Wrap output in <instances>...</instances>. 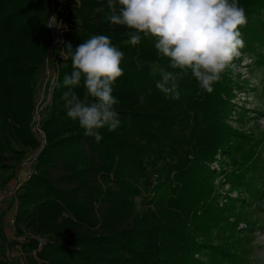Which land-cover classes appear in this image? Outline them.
<instances>
[{
  "label": "trees",
  "instance_id": "16d2710c",
  "mask_svg": "<svg viewBox=\"0 0 264 264\" xmlns=\"http://www.w3.org/2000/svg\"><path fill=\"white\" fill-rule=\"evenodd\" d=\"M239 5L247 18L241 51L264 48V0ZM57 14L69 27L64 50L106 35L123 52V75L112 92L121 123L115 132L101 129L96 142L66 115L63 79L73 67L70 58L62 60L42 116L46 142L36 173L12 201L26 264H251L264 213V138L227 124L237 70L222 73L210 93L188 70L172 99L156 82L161 70H181L170 68L154 37L140 33L139 44L129 43L134 30L106 20L107 0L67 1ZM52 16L53 0H0V170L20 167L42 147L31 126L54 41ZM257 58L262 67L264 53ZM72 90L83 97V79ZM221 154L225 180L245 193L222 208L210 168ZM138 198L149 203L140 213ZM216 230L218 246L210 242ZM196 255L209 259L200 263Z\"/></svg>",
  "mask_w": 264,
  "mask_h": 264
},
{
  "label": "clouds",
  "instance_id": "9594fccd",
  "mask_svg": "<svg viewBox=\"0 0 264 264\" xmlns=\"http://www.w3.org/2000/svg\"><path fill=\"white\" fill-rule=\"evenodd\" d=\"M106 20L134 30L129 32L132 45L141 41L140 33L155 38V49L170 59V68L179 73L161 70L156 88L178 99L177 80L188 70L199 87L213 91V83L231 69L245 46L240 28L246 24L245 10L239 0H107ZM57 25L54 17L49 27ZM63 60L71 59L73 71L65 75L61 100L66 115L78 121L84 134L100 142V130L115 132L120 119L112 95L115 81L123 75V52L106 35H93L75 50L71 43L60 51ZM86 89L83 97L72 89L81 84ZM144 97H140L143 103Z\"/></svg>",
  "mask_w": 264,
  "mask_h": 264
},
{
  "label": "rangeland",
  "instance_id": "374dc122",
  "mask_svg": "<svg viewBox=\"0 0 264 264\" xmlns=\"http://www.w3.org/2000/svg\"><path fill=\"white\" fill-rule=\"evenodd\" d=\"M74 1V0H66ZM58 2L55 1V7ZM57 8V7H56ZM54 16V14H53ZM57 25H54L57 31H60V36L63 38L62 48H59L55 52L54 62L47 63L45 71L42 72L41 80L38 88V101L36 107L37 112L34 114V119L32 123V131L38 133L40 141L43 140L42 135L38 130L42 128V116L39 119L38 115L45 111V106L48 105L51 93V84L53 79L58 76L59 68L56 63L58 61L57 57L60 56V51L64 50L65 34L69 31L68 25L62 22L60 19L56 20ZM62 31V32H61ZM255 51L251 52L248 50L241 51V55L235 59L234 63L237 67L238 76L234 77L236 82L233 88L234 97L231 100L233 107L228 112L227 124L231 126L234 130L249 134L254 133L256 137L264 138V97L262 96V90L264 88V65L259 67L258 65V54L264 53V48L259 44H255ZM61 62L62 60L59 59ZM60 66V64H59ZM248 85V86H246ZM43 111H41V109ZM239 113L243 114L239 116ZM257 119V121H254ZM43 131V130H41ZM37 151H31L27 156L23 164L14 169H3L0 170V189L11 187L14 184V180L23 181L28 175V172L32 165H30V158L36 154ZM227 158L223 154L217 156L216 162L210 165L212 171L216 172L214 178V184L217 190L219 206L225 207L229 199H244L245 193H241L237 190L232 191V188L225 180V172L227 167L220 164L221 161H226ZM17 172H19L17 174ZM24 185V184H23ZM13 199H8L5 203L3 216L0 217V261H4L7 264H26L25 256L21 248V243L25 242L26 237H19L16 234L15 240L10 238V226L9 221L15 218L14 209L11 208ZM148 200L142 198L136 199V210L137 212H142L146 207H148ZM264 210V202L262 203ZM261 219V226L257 228L254 232V252L253 260L251 264H264V213L259 216ZM254 219L256 217L254 216ZM232 223H238L234 218H230ZM238 229H246L247 225L245 222L238 223ZM212 240L210 241L213 245H221L222 238L217 235V230L213 232ZM198 244H201V238L197 240ZM197 260L200 263H206L208 261V256L196 255Z\"/></svg>",
  "mask_w": 264,
  "mask_h": 264
},
{
  "label": "built area",
  "instance_id": "2783aa9c",
  "mask_svg": "<svg viewBox=\"0 0 264 264\" xmlns=\"http://www.w3.org/2000/svg\"><path fill=\"white\" fill-rule=\"evenodd\" d=\"M55 1L56 0H53V14H54V16H52V17H54L55 18V20H57L58 19V11L64 6V3L66 2V0H57V2H58V4H57V8L55 7ZM78 5H80V0H74ZM48 27H49V23H48ZM50 29H51V31H52V34H53V36H54V41H53V45H52V47L50 48V50H49V55H48V59L46 60V63H45V68H46V65H47V63L49 64L50 62H54V59H55V57H54V55H55V52L59 49V48H62V45H63V38H61V36H60V31L58 30H56L55 28H53V26L52 27H49ZM62 32V31H61ZM56 58L58 59V61H57V63H56V65H57V67L59 68V63H60V61H59V59H61V60H63V58L62 57H57L56 56ZM50 61V62H49ZM45 68H44V70H43V72L45 71ZM59 76V75H58ZM58 76H56L54 79H53V81H52V84H51V93H50V101H49V103H48V105H50V103L52 102V99H53V91H54V88H55V85H56V83H57V81H58ZM47 105V106H48ZM38 106V105H37ZM47 106H45V107H47ZM38 107H36V109H37ZM43 109L44 108H42L41 109V111H43ZM35 112H37V111H35ZM35 114V113H34ZM43 115V113H41V114H39L38 115V118L40 119L41 118V116ZM33 119H34V117H33ZM35 120L36 119H34V122H35ZM42 130V129H41ZM41 130H38L39 131V133L42 135V137H43V140H42V147L44 148V145H45V142H46V140H45V134H44V132L43 131H41ZM35 134L38 136L39 134L38 133H36L35 132ZM40 136V135H39ZM39 152V151H38ZM38 152L35 154V155H33L31 158H30V165H32L31 166V168H30V170H29V172H28V175H26V178L23 180V181H21V180H19V178H17V181L16 180H14V184H13V186H11V187H7V188H3V189H0V217H2L3 216V212H4V207H5V203H6V201L8 200V199H13V201H15V204H16V198H17V194H18V192H19V190L21 189V187L23 186V184L29 179V178H31V176L32 175H34L36 172H35V170H34V164H35V162H36V160H37V157H38ZM19 172H17V174H18ZM9 226H10V238L12 239V240H15V236H16V234H17V229H16V224H15V220L14 219H11L10 221H9Z\"/></svg>",
  "mask_w": 264,
  "mask_h": 264
},
{
  "label": "water",
  "instance_id": "95a60500",
  "mask_svg": "<svg viewBox=\"0 0 264 264\" xmlns=\"http://www.w3.org/2000/svg\"><path fill=\"white\" fill-rule=\"evenodd\" d=\"M42 150H43V147H41L40 151L38 152V155H39V153H40Z\"/></svg>",
  "mask_w": 264,
  "mask_h": 264
}]
</instances>
